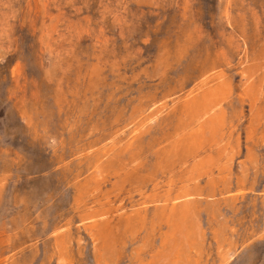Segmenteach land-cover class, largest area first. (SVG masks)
I'll use <instances>...</instances> for the list:
<instances>
[{"label": "rangeland", "instance_id": "1", "mask_svg": "<svg viewBox=\"0 0 264 264\" xmlns=\"http://www.w3.org/2000/svg\"><path fill=\"white\" fill-rule=\"evenodd\" d=\"M0 264H264V0H0Z\"/></svg>", "mask_w": 264, "mask_h": 264}, {"label": "bare ground", "instance_id": "2", "mask_svg": "<svg viewBox=\"0 0 264 264\" xmlns=\"http://www.w3.org/2000/svg\"><path fill=\"white\" fill-rule=\"evenodd\" d=\"M198 84V83H197ZM196 125V124H195ZM195 134H197V133H195ZM222 134V133H221ZM190 137V136H189ZM130 219V218H129Z\"/></svg>", "mask_w": 264, "mask_h": 264}]
</instances>
